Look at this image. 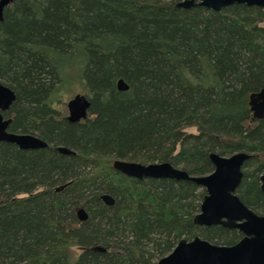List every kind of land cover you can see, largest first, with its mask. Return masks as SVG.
Listing matches in <instances>:
<instances>
[{
    "label": "trees",
    "instance_id": "obj_1",
    "mask_svg": "<svg viewBox=\"0 0 264 264\" xmlns=\"http://www.w3.org/2000/svg\"><path fill=\"white\" fill-rule=\"evenodd\" d=\"M177 2L13 0L3 8L0 83L14 93L7 130L46 146L0 141V264H155L180 238L230 245L241 237L192 223L202 187L128 177L114 159L203 175L213 168L209 152L248 153L235 194L264 215V115L252 118L247 104L264 86V8ZM73 80L89 100L77 122L57 107Z\"/></svg>",
    "mask_w": 264,
    "mask_h": 264
},
{
    "label": "water",
    "instance_id": "obj_2",
    "mask_svg": "<svg viewBox=\"0 0 264 264\" xmlns=\"http://www.w3.org/2000/svg\"><path fill=\"white\" fill-rule=\"evenodd\" d=\"M13 0H0V20L3 8ZM245 4L264 8V0H178L177 6L187 8L202 6L211 10H219L228 5ZM119 91L127 89L122 79L116 80ZM14 100L13 91L0 83V141L15 144L20 149H36L46 146L40 138L29 133H15L7 130L10 121L4 117L11 102ZM67 114L64 116L69 122H77L87 115L89 100L85 94L75 93L66 101ZM251 117L261 119L264 115V86L251 92L247 100ZM55 149L64 154L74 152L64 146ZM250 154L237 151L229 155L208 153L212 170L203 175H189L182 169L173 167L168 162L139 163L114 159L111 167L119 173L138 180L144 178H170L187 180L204 189L198 211L192 217V223L199 226L221 225L226 228L237 229L241 237L233 244L220 245L211 243L199 236L190 239L180 238L172 249L156 260L155 264H264V215L256 214L246 207L235 194V189L241 179V165ZM259 188L264 192V173L258 176ZM63 187H55L57 190ZM100 200L106 204H113L109 194H101ZM76 218L83 221L87 213L83 207L75 210ZM96 249L103 251L101 246Z\"/></svg>",
    "mask_w": 264,
    "mask_h": 264
},
{
    "label": "rangeland",
    "instance_id": "obj_3",
    "mask_svg": "<svg viewBox=\"0 0 264 264\" xmlns=\"http://www.w3.org/2000/svg\"><path fill=\"white\" fill-rule=\"evenodd\" d=\"M73 70L76 71L75 68H73ZM75 93L84 94L82 92V86L80 85V83L73 80L67 86V91H64V93H62L61 102L57 105V107L63 112V115L67 114V109L65 104L67 99H69Z\"/></svg>",
    "mask_w": 264,
    "mask_h": 264
}]
</instances>
